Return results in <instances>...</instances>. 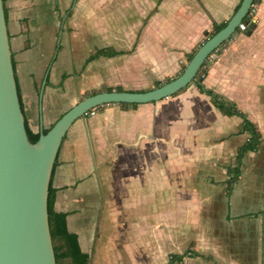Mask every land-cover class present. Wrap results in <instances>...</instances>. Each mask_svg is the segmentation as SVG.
Masks as SVG:
<instances>
[{"label": "crops", "instance_id": "1", "mask_svg": "<svg viewBox=\"0 0 264 264\" xmlns=\"http://www.w3.org/2000/svg\"><path fill=\"white\" fill-rule=\"evenodd\" d=\"M126 1L143 18L138 30L139 21L121 27L128 39L136 35L128 50L114 43L116 0H2L18 98L32 133L48 131L85 90L147 91L125 86L175 72L204 32L228 21L242 0ZM258 13L251 35L228 43L202 81L260 133L229 189V169L249 135L240 131L239 116L221 113L192 82L136 107L101 105L69 127L49 186L83 264H115L121 229L125 242L140 243L134 256L142 264L151 257L148 242L161 251L181 234L200 254L186 258L264 264V0ZM100 48L122 53L89 60Z\"/></svg>", "mask_w": 264, "mask_h": 264}, {"label": "water", "instance_id": "2", "mask_svg": "<svg viewBox=\"0 0 264 264\" xmlns=\"http://www.w3.org/2000/svg\"><path fill=\"white\" fill-rule=\"evenodd\" d=\"M253 0H242L226 25L206 39L182 73L147 91H102L78 101L35 143L28 140L21 110L2 0H0V264H56L47 197L63 138L79 117L112 103L142 104L168 98L189 85L208 56L228 42Z\"/></svg>", "mask_w": 264, "mask_h": 264}, {"label": "trees", "instance_id": "3", "mask_svg": "<svg viewBox=\"0 0 264 264\" xmlns=\"http://www.w3.org/2000/svg\"><path fill=\"white\" fill-rule=\"evenodd\" d=\"M254 2L256 0H253ZM238 8V7H237ZM237 10V9H236ZM5 17V15H4ZM227 21L221 22V23H213L212 31H205L204 35H207L208 38L211 37L213 34L218 32L220 29H222L226 25ZM235 32H241L238 29H236ZM244 32V31H243ZM252 32V25H250L246 30L245 33L250 34ZM206 38V39H208ZM223 45V44H222ZM220 47V46H219ZM218 47V48H219ZM122 51H115L111 48H100L96 50L94 55L90 57L89 60H92L94 58L99 57H111L118 54H121ZM195 52L190 53L188 55V60L192 58ZM205 63H203L202 67L199 69L198 73L194 77L192 83H194L199 90L200 93H204L208 95L211 98V102L213 105L219 109L221 113L227 116H239L242 119L241 128L240 131L243 133H247L249 135L248 140L245 144H243L237 151L236 156V165L233 168H230V172L232 176L227 181L228 189L232 187L234 182L237 180V177L239 175V169L242 165V160L244 155L249 151H254L258 148L259 142H260V133L257 130V128L251 123V121L247 118L246 114L243 113L238 107L234 104L225 99L223 96L215 93L212 89L206 88L203 84V77L201 76V69ZM184 69V68H183ZM183 71V70H182ZM206 72V71H205ZM182 73V72H181ZM174 79V78H172ZM171 80V79H169ZM166 80L164 83H166ZM161 81H157L155 83V88L164 84ZM189 85H187L188 87ZM17 87V85H16ZM124 91L121 87H105L102 88V91ZM183 90V89H182ZM18 92V89H17ZM98 92H93L92 94H95ZM122 106H132L136 107L137 104H127V103H121ZM100 107V106H98ZM96 107V108H98ZM25 130L28 137V140L30 143H35L38 139L40 134L32 133L29 129L26 128L25 124ZM45 131L44 133H46ZM53 203H54V193L52 190L48 189V197H47V213H48V222H49V229H50V235H51V241L53 246V251L55 255L56 264H83L82 259L85 258V255L81 253L77 239L76 237L69 233L66 228V215L65 213L61 212H55L53 210ZM200 254L194 250V249H187L181 254H171L169 256L167 264H178L182 263L183 260L186 257H194L199 256Z\"/></svg>", "mask_w": 264, "mask_h": 264}, {"label": "rangeland", "instance_id": "4", "mask_svg": "<svg viewBox=\"0 0 264 264\" xmlns=\"http://www.w3.org/2000/svg\"><path fill=\"white\" fill-rule=\"evenodd\" d=\"M262 2V0H257V9H256V17H257V23H255L254 25H252V32L255 29V27L260 23V16H259V6L260 3ZM148 6L150 5V3H145ZM140 5V3H139ZM115 8L117 10V13H119L116 18H115V26H116V32H115V45L118 47H121L123 49H130L133 46V38L134 34H132V38L131 40L128 39V36L126 34H124L122 32V28L125 25H128L130 23H137L136 21L139 20H143V18L139 17V6L136 5L135 2L133 1H126V0H116L115 2ZM128 13H131V16L129 17L127 13L126 16L124 17L122 14L124 13L125 9ZM123 11V12H122ZM121 12V13H120ZM140 29V21H139V28H137L136 30ZM212 31V28L210 30ZM136 32V31H135ZM251 32V33H252ZM243 33L245 35V37L250 36V34H247L244 32H236L229 40L227 43L221 45L215 55H213L212 57H209L207 59V61L205 62V67L201 69V76L204 77L207 74V70H209V68L218 61V59H220L221 55L225 52L228 43L234 42V38L236 36H238L239 34ZM206 38H208L207 35H203V39L201 40L199 46L206 40ZM198 46V47H199ZM197 47V48H198ZM184 60H181V62H178V67L177 70L175 72H172L170 74L167 75H162L161 79H159V81L161 82H165L166 80L172 79L177 77L183 70V68L185 67V65L188 63V59L186 58H182ZM206 71V72H205ZM153 77L148 76L147 80H138V81H131L129 84H127L125 86V88H132L134 89L135 87L143 89V90H151L152 88H155V83L153 82ZM113 88L116 87H121V86H111ZM101 88L100 89H94V90H85L84 94H83V98L91 95L93 92H101ZM81 98V99H83ZM80 99V100H81ZM117 241L115 243V264H142V261H140L138 256H134L135 253H139L140 251V243L139 242H125L124 241V235H123V230H119L117 231ZM181 236H184V239H182L180 242L178 243H174L172 241H167L164 244V247L162 248L161 251L158 250V248L156 247V243L154 242H148L147 246L149 248V251L151 253V257L149 258V263L148 264H166L169 256L171 253H182L185 248L187 247H191L192 249L196 248L197 249V245L196 243H192L190 237L186 236V234H181ZM154 237V236H153ZM168 238H170V236H166ZM200 250H202V248H200ZM154 252V254H153ZM181 264H212L211 261H204L202 259L199 258H186L184 260V262H182Z\"/></svg>", "mask_w": 264, "mask_h": 264}, {"label": "built area", "instance_id": "5", "mask_svg": "<svg viewBox=\"0 0 264 264\" xmlns=\"http://www.w3.org/2000/svg\"><path fill=\"white\" fill-rule=\"evenodd\" d=\"M257 0L251 4L250 8H249V11L247 13V15L245 16V18L242 20V22L239 23L237 29L241 32L245 31L250 25H254L255 23H257V17H256V9H257ZM217 49L212 52L209 56V57H212L213 55H215ZM207 58V59H208ZM206 59V61H207ZM205 61V62H206ZM204 62V63H205ZM205 67V65L203 66V68ZM94 111L93 109L86 112L84 115H93Z\"/></svg>", "mask_w": 264, "mask_h": 264}]
</instances>
